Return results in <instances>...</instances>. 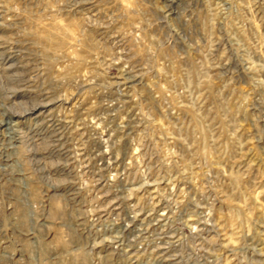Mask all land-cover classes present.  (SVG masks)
I'll return each instance as SVG.
<instances>
[{"label":"rangeland","instance_id":"374dc122","mask_svg":"<svg viewBox=\"0 0 264 264\" xmlns=\"http://www.w3.org/2000/svg\"><path fill=\"white\" fill-rule=\"evenodd\" d=\"M6 128L39 264H264V0H0Z\"/></svg>","mask_w":264,"mask_h":264},{"label":"built area","instance_id":"2783aa9c","mask_svg":"<svg viewBox=\"0 0 264 264\" xmlns=\"http://www.w3.org/2000/svg\"><path fill=\"white\" fill-rule=\"evenodd\" d=\"M7 128L11 129L12 131H16L17 130L15 128H12V126L7 127ZM3 129H5V128H3ZM3 137H4V139H6L7 137H10V135L3 136ZM12 138L13 139H11V141H9V143L12 144L11 146L17 148V146L15 144V141L19 137L16 136V138H14L12 136ZM1 145H0V147H1ZM2 171L4 173H6L3 170V168L0 167V172H2ZM6 174L11 175V176L14 175L11 172H8ZM15 174H17V173H15ZM11 176H10V178H8V182L4 186L0 185V190L2 189L5 192L4 194L0 193V197L6 195L9 198L8 199L5 196L6 199L2 200L1 201V205H0V219H1L0 221H2V227L0 228V231L4 235V236L0 237V243H1V252L2 251L8 252L11 255V258H12V256H14V254L12 253L13 252L12 249L16 248V247L13 246V243L11 241V238H12L11 235H12V231H14V229L17 231V229H16V227H14V229H13L12 226H11V228H7V224L12 225V223L15 221V220H13L14 219L13 210L17 209V207H15V203H16V200L19 201L18 198L22 196V195L20 196V194H26V196L29 198V200L31 199L30 200L31 203L26 205V206L30 207V209L32 211L38 213V219L39 220L42 218L41 215H40L42 213V216H43L42 219L43 220L41 222H43V221H45V216H47V215L44 214L45 213L44 212V205L49 204L50 199H51V197L54 194L61 193V186H60V184L59 185L57 184V186H58L57 190H56V187H54V188L48 187L49 190L52 189V191H51L52 195L49 193V190H45L43 188L42 189V196L43 197L40 200H36L35 198H31V196H30V192L29 191L31 190L32 187H31V184L29 182H27L28 187L25 188V186L19 185V183H17V181H15L13 178H11ZM20 179H22V178H20ZM7 203H9L8 206L5 205ZM48 218L50 219V217H48ZM86 231L89 232L88 230H85L84 231L85 234H87ZM22 234L25 235L24 238L29 243H38V244H40L39 236L36 233L31 232L29 230H23ZM55 235H56V233L51 232L50 235H49V238H50L49 241H51L55 237ZM86 237H88V236H86ZM43 242H44V240H43ZM43 259H45V257H43ZM10 260H11V263L9 262L10 264H17V262L19 261L17 256L14 259H10ZM51 260H53L56 264H60V262L57 261V258L51 257V259L49 258L48 262L51 261ZM43 262H45L43 264H47L46 261H43ZM18 264H20V262H18Z\"/></svg>","mask_w":264,"mask_h":264},{"label":"bare ground","instance_id":"6f19581e","mask_svg":"<svg viewBox=\"0 0 264 264\" xmlns=\"http://www.w3.org/2000/svg\"><path fill=\"white\" fill-rule=\"evenodd\" d=\"M29 114H33V113H29ZM20 119L19 118V116H18V114H16V115H12V118L11 119ZM9 121H11L10 119H9ZM17 125V124H16ZM1 131V130H0ZM1 135H2V137L3 136H7V135H10V137L9 138H12V136H11V131L9 132L8 130H7V128H6V131L5 132H3V131H1V134H0V137H1ZM17 135V134H16ZM18 136V135H17ZM14 138H16V136L14 135L13 136ZM19 137V136H18ZM3 139H4V137H3ZM1 140V139H0ZM2 141V140H1ZM1 141H0V143H1ZM10 143L8 142L7 143V145H5V149L6 150H9V149H11V145H9ZM13 148H15V147H13ZM0 158H1V156H0ZM39 160H42L41 158L39 159ZM8 161H10V158L8 159V158H6L5 159V162H8ZM41 162V161H40ZM40 162H39V164H37V168L38 169H36V167L33 169V171L35 172V174L38 176V180H39V176L40 175H42V174H44L45 175V169L43 168V166L40 164ZM20 166V165H19ZM10 170H12L14 167H15V165L14 164H11L10 166ZM22 167V166H21ZM17 168V172L18 173H20V171H19V169H18V167H16ZM7 168H3V170L5 171ZM13 171V170H12ZM17 172H15V173H17ZM23 172V171H22ZM15 178V177H14ZM17 179H20V178H17ZM34 181L33 182H30V183H34V184H37L38 185V183H36L35 182V179H33ZM22 186H25V188H27L28 187V185H26V183H24V184H22ZM58 187V186H57ZM54 188V187H53ZM57 190V189H56ZM22 195V196H21ZM6 196V195H5ZM20 196L21 197H19L18 199H19V201L18 200H16V203H15V207H17V209H14L13 210V217H14V219L13 220H15L13 223H12V225H10V224H8L7 225V228H11V226L13 227V229H14V227H16V229H17V233L20 235V237H21V233L23 232V230H29V231H31V232H34V233H36L38 236L39 235H41L40 234V230H42V229H48V227H50V226H52L53 224H54V221L52 222V220H49V218L48 217H50V214H51V210L54 212V207H58V205H60V201H59V197H57V195H53L52 197H51V199H50V201L52 200V203H54V206H53V204H52V206H51V204L49 203L48 205L46 204V205H44V214L45 215H48V217L47 216H45V220L47 221V222H41L43 219V216H42V213L40 214L41 215V219L39 220L38 219V213H36V212H34V211H32L31 209H30V207H28V206H26V205H28V204H30L31 203V199L30 200H28V197L26 196V194H20ZM7 197V196H6ZM6 197H5V199H6ZM8 198V197H7ZM4 199V200H5ZM9 199V198H8ZM0 205H1V201H0ZM37 215V219H35L34 218V216H35V214ZM50 213V214H49ZM38 221H39V223H38ZM14 224V225H13ZM71 226V225H70ZM2 227V225L0 226V228ZM36 230H38V232H36ZM14 231H16L15 229H14ZM12 235H14V232L12 231ZM2 236H4L2 233H1V231H0V237H2ZM23 236H25V235H23L22 234V237ZM15 238V237H14ZM39 238H40V236H39ZM25 246H27L28 247V249H29V251L27 252L25 249V247H23V248H21L20 249V254H22V253H28L29 254V257L28 258H22L20 261L22 262V264H39L38 263V260H37V253H38V251L36 250L37 248H36V244L35 243H28L27 245L25 244ZM43 252H45L44 250H43ZM13 254H14V252H12ZM22 256H23V254H22ZM14 256H12V258H11V255L8 253V252H6V251H2L1 252V243H0V264H10L11 263V260L10 259H14L13 258ZM10 262V263H9Z\"/></svg>","mask_w":264,"mask_h":264}]
</instances>
